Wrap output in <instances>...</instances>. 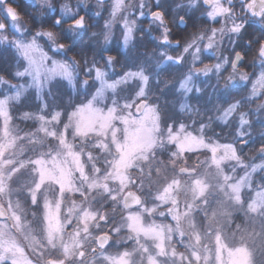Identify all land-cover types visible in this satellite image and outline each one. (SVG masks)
I'll return each instance as SVG.
<instances>
[{
	"label": "rangeland",
	"instance_id": "rangeland-1",
	"mask_svg": "<svg viewBox=\"0 0 264 264\" xmlns=\"http://www.w3.org/2000/svg\"><path fill=\"white\" fill-rule=\"evenodd\" d=\"M111 3H105L101 13L103 25ZM95 4L89 0L90 8ZM115 35L122 43L119 21L112 39ZM138 39L134 33L133 43ZM155 53L157 49L148 55ZM163 75L156 82L162 86L150 81L143 100L134 96V82L98 88L84 78L93 91L64 121L59 109L48 108V85L38 90L30 86V77L1 85L0 101L11 97L15 88L22 92L19 100L0 104V212L5 215L0 219V264H46L58 257H72L70 264H264V171L253 172V165L261 163L255 148L261 137L249 129L248 139L255 141L246 157L240 155L245 168L233 159L231 149L214 147L224 143L208 138L216 125L224 127L215 121L220 105L201 103L184 112L178 107L188 124L183 122V130L178 125L164 128L148 96L154 88L166 91L170 81ZM82 80L80 88L78 79L71 87L80 92L79 100L87 89ZM29 90L40 110L21 112L17 124L12 107ZM181 102L180 97L178 106ZM250 118L253 124L264 121V115ZM232 135L229 143L239 148L235 130ZM182 168L194 173H179ZM85 183L87 206L80 208L73 199L83 200ZM130 188L140 195L141 205L124 211L122 198ZM99 200L121 206L119 212L114 210L117 223L105 230L115 238L98 256L88 259L85 253L79 261V250L91 248L95 233L104 231L91 205ZM36 208L41 219L37 225Z\"/></svg>",
	"mask_w": 264,
	"mask_h": 264
},
{
	"label": "snow or ice",
	"instance_id": "snow-or-ice-1",
	"mask_svg": "<svg viewBox=\"0 0 264 264\" xmlns=\"http://www.w3.org/2000/svg\"><path fill=\"white\" fill-rule=\"evenodd\" d=\"M32 8L37 12L34 18L36 27L28 31L20 23L18 5L13 0H0V49L14 50L17 54L16 66L12 76L16 79L31 78L30 86L42 90L46 85L59 80L67 82L71 88L78 78V65L75 60L67 58L68 53L79 54L85 57V45L81 43L82 37L88 33V21L92 16L100 17L105 8V0H96L95 9L88 6V0H30ZM91 13V15H89ZM122 13H125L122 15ZM196 13L206 16L212 22H221L220 28L212 27L207 31L193 34L172 44V33L168 27V17L177 26H188V21L195 18ZM148 17L149 28L141 31L151 34L158 31L159 35L153 37L156 41L157 53L151 57L146 53L130 56L136 49L133 43L134 33L138 25L143 24ZM7 20L6 24L4 21ZM121 23L122 48L124 52V71L115 76L109 74L114 68L113 55L110 44L112 42L113 26ZM255 24L260 32L254 39L246 41L241 47L240 41L247 33V26ZM47 25V26H45ZM95 26V25H93ZM229 40L230 51L228 55H218L224 38ZM89 40L99 43L101 51H109L104 59V68L94 61L85 69L86 75L97 85L106 84L108 88L116 89L126 86L129 82L138 85L134 96L142 100L146 98L147 85L150 81L159 82L165 73L179 74V80L174 86L175 92L182 98L179 110H190L188 100L200 99L204 95L201 87V78L215 77L217 85L223 80L222 96L214 93L216 103L215 121L224 127H234L235 138L240 147L234 143H217L216 149H231L233 159L247 167L240 160V151L249 145V129L253 128L252 115L257 118L264 115V0H136V3H126V0H112L109 10V19L105 21L103 30L93 31ZM239 49V50H238ZM127 50V51H126ZM254 51L255 60L259 61L258 75L250 77L246 72L240 71L245 58ZM211 52L216 63H204V53ZM51 53V54H50ZM255 62V61H254ZM85 63L87 60L85 58ZM153 65L151 72L145 69ZM228 73L226 76L224 73ZM111 80L110 83L108 81ZM7 82L0 80V85ZM86 89L88 81L82 80ZM243 86L245 91L233 90ZM22 89L15 88L13 95L0 101L6 104L10 100H19ZM94 99V97H93ZM212 97H209L211 101ZM255 106V107H253ZM247 109V110H246ZM178 127L183 130V123ZM206 124L202 121L200 131L204 134ZM258 135L261 137L255 145L261 157V163L253 165V172L264 171V121H261ZM149 264H157L155 260Z\"/></svg>",
	"mask_w": 264,
	"mask_h": 264
},
{
	"label": "trees",
	"instance_id": "trees-1",
	"mask_svg": "<svg viewBox=\"0 0 264 264\" xmlns=\"http://www.w3.org/2000/svg\"><path fill=\"white\" fill-rule=\"evenodd\" d=\"M103 17H93L88 21L89 23V31L87 37H82L81 43L85 45V57H82L79 54L75 53H68L67 58L70 60H75L78 65V80L77 81V87L80 88V80L84 78H88V76L85 73V69L87 66L91 65L89 62L95 61L96 64L99 67L104 68V59L109 55V51H101V47L99 43H97L95 40L90 41L89 36L91 35V32L96 31L100 32L102 31L103 26ZM95 25V26H93ZM47 26V25H45ZM35 25H32V27H29L28 29L34 30ZM30 30V31H31ZM112 42L110 44L111 54L113 55L114 60V68L109 71L110 76L114 79L116 75L122 73L124 71L123 65L126 63L124 60V52L120 51L122 48L121 39H119L118 35L113 36ZM136 45V49L133 52H130V56H137L138 53H146L152 52L155 50V45H150L149 43H140L136 41L134 43ZM127 51V50H126ZM138 52V53H136ZM51 54V53H50ZM85 58L87 60V64L85 63ZM16 60H17V54L14 50H8L4 51L3 49H0V75H3L5 80L8 81L11 85H16L19 83V80L14 78L12 76V72L16 66ZM152 68H148V71L151 72ZM161 78V77H160ZM163 78V77H162ZM25 80V78H23ZM164 80H169L170 83L167 85L166 91H161L162 89L154 88L155 90L152 97L149 96L150 102L153 104H156L158 107V111L160 113L161 118V124L164 128H167L168 126L176 127L179 123H183L187 121V118L182 115V113L178 110V104L180 101V96L175 92L174 86L176 85L177 81L179 80V74L177 73H167ZM91 82V81H90ZM160 83L153 82V86H158ZM162 86V84H160ZM159 85V86H160ZM88 86H90V83L88 82ZM4 87V86H3ZM0 85V96L2 95V88ZM94 88V87H93ZM93 88L87 87L85 91V97L81 100L78 99L80 92H74L71 90V88L67 87L65 82H60L57 80L56 82L52 83L49 86V92H51L52 96H49L48 94L45 95V98L47 100L48 108L50 109V106H54L55 108L59 109L62 113V120H66L68 115L71 111L75 109L76 106L81 104L82 102L88 100L90 94L93 91ZM9 90V89H8ZM132 89L129 88L126 92H131ZM149 91V92H153ZM29 93H27L24 97L21 98L20 102L17 104H14L12 107V113L15 116V122L17 124H20V120L17 118V116L21 112H37L40 110L39 102L35 100V93L33 90H29ZM119 95L124 94V90H119ZM215 92L211 91L210 89L204 91L203 97H201L199 100L196 98H190L188 100V103L193 105L194 103L200 102L203 103L204 106L208 107L210 104H217L215 100ZM218 94L222 96V92H219ZM235 94V93H233ZM209 97H212L211 101L209 100ZM189 121V120H188ZM255 122V121H254ZM259 123V124H258ZM188 124V122H186ZM260 121L253 124V131L258 132L260 127ZM234 127H219L215 126L214 132L208 136V138H216V140L220 143H229L232 142V139L234 136L232 135L234 132ZM252 141L254 143L255 139L249 140V145L242 148L240 151L241 157L244 156L245 151L248 150L249 146L252 144ZM234 143V142H233ZM109 207V206H107ZM106 207V209H108ZM110 209V208H109ZM113 220L109 219V222L111 223Z\"/></svg>",
	"mask_w": 264,
	"mask_h": 264
},
{
	"label": "flooded vegetation",
	"instance_id": "flooded-vegetation-1",
	"mask_svg": "<svg viewBox=\"0 0 264 264\" xmlns=\"http://www.w3.org/2000/svg\"><path fill=\"white\" fill-rule=\"evenodd\" d=\"M13 2L16 5H18L17 11L20 14V23L22 25H24V27L26 29H28L29 27H32V25H35L36 26V21H35L34 18L37 16V12L32 8L30 0H13ZM169 2H171V0H169ZM73 3H75V0H73ZM88 6H89V0H88ZM89 15H90V13H89ZM144 21L145 22L140 25V29L143 28V27H146L147 29L149 28L148 17H145L144 18ZM4 22L6 24L8 23L7 20H5ZM220 26H221V22H215L214 23V22H212L210 20H207L206 16H201L200 13H196L195 18L193 20H189L188 21V26L186 28L183 25L177 26L176 24H174L172 22L171 16L168 17V27L171 29V33H172V44L173 45H175V43H176L177 40H180V42L183 43V39H181V38L186 39V38L192 36L195 33L202 32V31H207L208 29H210L212 27L220 28ZM140 29L135 32V36L136 37H139L138 42H143L144 41L146 43H149L150 45H155L156 46V41L153 39V37H157L159 35L158 31H153V32H151V34H147L146 32L141 31ZM143 29H145V28H143ZM247 29L248 30H247L246 35L244 36V39L240 41V46L241 47H243V46L246 45V41L247 40L254 39L256 36H258L259 35V32H260L258 26L255 25V24H249L247 26ZM30 30L31 29H28V31H30ZM34 30H31V31H34ZM87 36H88V33L85 34L83 37H87ZM155 49H157V48H155ZM230 50L231 49H230V46H229V40H228V38L226 36L224 38V40H223L222 45L220 46V52L218 53V55H228V53H229ZM204 56H207L209 58L208 60L205 59L204 62L206 64L211 65V64L216 63V58L213 57L211 53L206 52V54H204ZM240 71L246 72L250 77H254V76L258 75V73L260 71V64H259V61L258 60H255V53H254V51L252 53H250L245 58L244 64L240 68ZM166 74L167 73H165V76H166ZM227 74H228L227 72L224 73L225 76ZM200 82H201V87L204 89V91L210 89L211 91L216 92V91L219 90V87H220V90H221L220 92H222V89H223V80L220 81V86L217 85V81H216V79H215L214 76H212L210 78H203L202 77ZM237 91L243 92V91H245V89H244L243 86H240L237 90H233L231 94L233 96H235V95H237ZM233 93H235V94H233ZM197 104L200 105L201 103L200 102L199 103L197 102V103H194L193 105H191V104H189V105L191 107L192 106L196 107L195 105H197ZM253 107H255V106H253ZM197 109H198V107H197ZM97 163L100 166V162H97ZM182 169H184L185 171L184 172H180V170H181L180 169L179 170V173H185V174H193L194 173V170H192V169H190V170H187L185 168H182ZM134 182L135 181H133V183ZM86 187L87 186H86V183H85L84 189L82 191V197H84L82 201L76 202V200L73 199V201L80 208L81 207H84V206H87L85 204V200L87 199L86 195L88 194V189H87L88 187L87 188ZM128 191H131V192L135 193L140 198V204L138 206H136V207L125 208L123 206V198H122V206H123L124 211H129V210L132 211V210L137 209L141 205V201H142L140 195L138 193H136L135 191H133V188H130L126 192H128ZM123 197H124V195H123ZM28 203L29 202L25 203V206L28 205ZM91 205H92L93 208H95L97 210L96 217H97L98 223H101V224L104 223L103 224L104 225V231H100L99 233H97V232L95 233L94 245L91 248L89 246H87V247L83 248L84 250L83 249H80L79 250V253L77 255V260H79V261L82 260L81 258L84 257L85 253H86V255H85L86 258H88V259L89 258H94V257L98 256L101 251H104L107 247L110 246V243L112 241L111 239L112 238H115L110 231H105V230L108 229V227L111 225V223L109 222V219H112L113 220L112 223L113 222L114 223H117L116 222V218H117L116 216L117 215L114 212L115 211H118L119 212L121 206L118 204V205L115 206V208H113V206H112L111 203H105L104 200H99L97 202V205H95V204H91ZM107 206H109V207H107ZM106 207L108 209H106ZM35 211L37 212V215H38L37 216V219H36V222H35L36 225H37L40 222L41 219H39L40 218L39 217V214H38L39 209L36 208ZM81 211H82V209H81ZM73 219H75V218L73 217ZM106 222H107L108 225L106 224ZM70 232H72V231H70ZM70 232H69V234H70ZM103 234H106L109 237V242H108V244L104 248L101 249V248H98L97 247L96 242H97V238L100 235H103ZM131 244H132V242H131ZM127 247H129V246L127 245ZM139 248L141 249V253H144V252H142V250L144 249V247L143 246H140ZM71 260H72V257L71 258H67V257L49 258V259H47V263L46 264H49L50 261H56V262L64 261V264H70ZM131 264H135V263H131Z\"/></svg>",
	"mask_w": 264,
	"mask_h": 264
},
{
	"label": "water",
	"instance_id": "water-1",
	"mask_svg": "<svg viewBox=\"0 0 264 264\" xmlns=\"http://www.w3.org/2000/svg\"><path fill=\"white\" fill-rule=\"evenodd\" d=\"M109 0H105V3L108 2ZM137 111H139V108H137ZM184 169H181L180 172H184ZM140 204V198L133 192L128 191L124 194L123 197V206L125 208H132V207H136ZM0 219L4 220L5 219V215L0 212ZM109 242V237L106 234L100 235L97 238V247L98 248H104ZM49 264H64V261H50Z\"/></svg>",
	"mask_w": 264,
	"mask_h": 264
},
{
	"label": "clouds",
	"instance_id": "clouds-1",
	"mask_svg": "<svg viewBox=\"0 0 264 264\" xmlns=\"http://www.w3.org/2000/svg\"><path fill=\"white\" fill-rule=\"evenodd\" d=\"M0 80H3L5 82H8L7 80H5L4 76L3 75H0Z\"/></svg>",
	"mask_w": 264,
	"mask_h": 264
}]
</instances>
